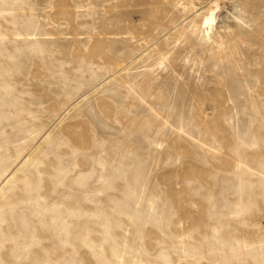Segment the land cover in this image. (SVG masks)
I'll use <instances>...</instances> for the list:
<instances>
[{
    "label": "rangeland",
    "instance_id": "374dc122",
    "mask_svg": "<svg viewBox=\"0 0 264 264\" xmlns=\"http://www.w3.org/2000/svg\"><path fill=\"white\" fill-rule=\"evenodd\" d=\"M0 264H264V0H0Z\"/></svg>",
    "mask_w": 264,
    "mask_h": 264
},
{
    "label": "bare ground",
    "instance_id": "6f19581e",
    "mask_svg": "<svg viewBox=\"0 0 264 264\" xmlns=\"http://www.w3.org/2000/svg\"><path fill=\"white\" fill-rule=\"evenodd\" d=\"M213 20V15L211 13H209V15L205 16L203 23L204 24H208Z\"/></svg>",
    "mask_w": 264,
    "mask_h": 264
}]
</instances>
